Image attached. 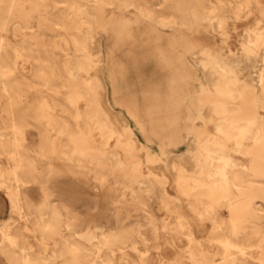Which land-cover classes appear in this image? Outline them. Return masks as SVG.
I'll use <instances>...</instances> for the list:
<instances>
[{"label":"rangeland","instance_id":"374dc122","mask_svg":"<svg viewBox=\"0 0 264 264\" xmlns=\"http://www.w3.org/2000/svg\"><path fill=\"white\" fill-rule=\"evenodd\" d=\"M109 1L0 0V264H264V0Z\"/></svg>","mask_w":264,"mask_h":264},{"label":"bare ground","instance_id":"6f19581e","mask_svg":"<svg viewBox=\"0 0 264 264\" xmlns=\"http://www.w3.org/2000/svg\"><path fill=\"white\" fill-rule=\"evenodd\" d=\"M104 2L105 3H110V1L109 0H104ZM104 3V4H105ZM209 4H210V2H208ZM172 4V3H171ZM135 6V9L136 10H138V11H141V5H138V4H135L134 5ZM111 15H116V16H118L117 18H115V19H111L112 17H111ZM173 16V15H172ZM170 17H171V15H170ZM170 17H167V18H165V20H168ZM116 19H118V20H123V21H125V22H134V24L135 25H137L136 26V30H133V29H131V28H129V29H131V30H129V31H127V32H125V36L123 35V33H124V29H123V32H122V27H116V25H115V20ZM107 22V24H110L111 22H113L114 23V25H113V27H111L110 29L112 30V34H109L110 36H111V38L112 39H114V40H119L120 38L119 37H126L127 35H129V36H131V38H129V39H127V38H123L124 40H121L122 41V43H120V44H118V48L117 47H115L114 46V49H115V52H108V59L111 61V70L114 68H116V70H117V66L118 65H120V64H118V59H120V56H119V52H120V50H121V48L124 46V45H129V46H132L135 42H136V40H137V33H140V34H144V33H148L149 34V36L151 37V38H153V39H167L168 38V36H171V37H173V38H175V39H177V41L178 40H180V41H182L184 38H185V36H178L177 35V31H178V24L175 22V21H173V23L175 24V26H176V31L174 32V33H169V32H165V31H159V30H157V29H155L153 26H151V25H149L148 23H146V22H144L141 18H139V17H137V15L136 14H134V13H128L123 7H122V5H118V10L114 13V14H105L104 16H103V18L101 19V23L102 22ZM112 23V24H113ZM117 23V22H116ZM162 23V22H161ZM62 24V23H61ZM103 24H105V23H103ZM121 24V23H120ZM119 24V25H120ZM102 25V24H101ZM127 25V24H126ZM135 25H133V27L135 26ZM166 26V25H165ZM101 27V26H100ZM99 27V28H100ZM110 27V26H109ZM101 29V28H100ZM109 29V30H110ZM219 29V28H218ZM127 30H128V27H127ZM215 30H217V28H215ZM184 31V30H183ZM178 32H180V31H178ZM111 33V32H110ZM181 33V32H180ZM184 34H185V31H184ZM189 34V33H188ZM188 34H187V36H188ZM123 35V36H122ZM182 35H183V33H182ZM125 39H127V41L125 40ZM202 40V39H201ZM210 39H209V37L208 38H206L205 39V41H209ZM120 41V40H119ZM120 41V42H121ZM124 41V42H123ZM186 41V40H185ZM184 41V42H185ZM189 41V40H188ZM187 41V42H188ZM186 42V44H188L189 42H191V41H189L188 43ZM180 43V42H179ZM183 43V42H182ZM191 44V43H190ZM155 45V44H154ZM179 45V44H178ZM201 45V44H200ZM184 46V45H183ZM188 46V45H187ZM192 46H194L193 45V42H192ZM191 46V47H192ZM161 47V46H160ZM185 47V46H184ZM169 48V47H168ZM185 48H187V47H185ZM193 48V47H192ZM195 48V47H194ZM155 49H156V47H155ZM160 49V48H159ZM170 50H168L165 54V57H166V59H168V61L169 62H175L176 63V66L177 67H182V68H184V67H186L188 64L186 63V61L187 60H185L184 59V57H183V54H184V52H183V54H180V53H177L176 51H174L171 47L169 48ZM183 50V49H182ZM259 50V49H258ZM162 51H163V49H162ZM185 51V50H184ZM192 51L191 50H189V54L191 53ZM160 53H163V52H160ZM185 54H186V51H185ZM187 56H189V55H187ZM176 59H178L180 62H176ZM187 59V58H186ZM228 59V58H227ZM227 59L226 58H222L221 60H218V61H216V65H215V68H216V70H217V72L219 73V74H223V72H222V68H221V66L219 65V62L220 61H222L224 64L225 63H227ZM217 60V59H216ZM257 62H253L252 63V65L254 66V68H261V70H263L264 71V68L259 64V61L258 60H256ZM235 63L236 62H233V69L236 67L235 66ZM229 64H231V63H229ZM224 66V65H223ZM249 68V67H248ZM108 69H109V67H108ZM118 69H119V67H118ZM110 70V69H109ZM224 70V69H223ZM251 70V69H250ZM251 72V71H250ZM252 74V73H251ZM228 75V74H227ZM231 76V75H230ZM246 78H248L247 76H245ZM237 78V77H236ZM119 79H118V77H117V74H115L114 72H113V74L110 76V83H109V86H110V88L114 91V93L116 94V95H118V100L120 99V98H122V96H123V94H124V92H123V89H122V86L119 84ZM232 81V80H231ZM254 82H255V80L254 79H250L247 83H250V84H253L254 85ZM262 83V82H261ZM242 84V83H241ZM207 88V87H206ZM247 88V87H246ZM251 88V87H250ZM260 88V87H259ZM206 90V89H205ZM251 91H252V89H251ZM218 92H222V89L221 90H218ZM247 93H248V91H247ZM235 95V94H234ZM248 95H249V93H248ZM251 96V95H250ZM249 96V97H250ZM254 96V95H253ZM252 96V97H253ZM238 97V95L236 96V98ZM255 97V96H254ZM216 108V107H215ZM236 108V107H235ZM130 110L133 112V114H134V116H138V118H140V117H142V118H144V126H146V127H149V128H152L155 132H160L161 134H162V137L164 138V139H167L168 138V136H169V130H168V128H166L164 125H162V124H160V123H158V121L154 118V117H152V116H150L148 113H146L145 112V110H143V108H141V107H138V106H136L135 105V103H131L130 104ZM233 110V109H232ZM218 111V110H217ZM229 111V110H228ZM231 111V110H230ZM229 111V112H230ZM235 111H237V110H235ZM239 111V110H238ZM91 113H93V112H91ZM233 113V112H232ZM118 118H119V120L121 121V123H122V126H124V128L127 130V128H126V125H125V122H124V120H123V118H122V115H121V113H119L118 112ZM224 121H226V120H224ZM247 124H249V123H247ZM222 125H224V124H222ZM222 125H219V127H218V129L219 130H222L223 128H222ZM242 125H244V124H242ZM241 125V126H242ZM245 126V125H244ZM243 126V127H244ZM229 128V127H228ZM248 128V127H247ZM226 129V128H225ZM250 129V128H249ZM226 131V130H225ZM235 132V131H234ZM228 133H229V131H228ZM238 133V132H237ZM231 134V133H230ZM239 134V133H238ZM237 134V135H238ZM125 135H129V134H125ZM108 138V137H107ZM133 139V138H132ZM131 140V139H130ZM130 140H128L129 141V143L131 144L132 142L130 141ZM133 141V140H132ZM222 141V140H221ZM220 142V141H219ZM218 142V143H219ZM223 145V144H222ZM162 146H165L166 147V144H162ZM161 146V147H162ZM191 149H190V153L191 154H184V153H182V154H180V156H176V157H174V160L176 161L177 160V158L178 157H181L183 160L184 159H186V158H189L191 161H193V162H195L196 160H198V159H200L201 158V155H202V153H201V146H200V143H199V140L197 139V133H196V131H195V129L193 128V138H192V143H191ZM224 146V145H223ZM165 147H163V148H165ZM161 150H162V148H161ZM163 150H165V149H163ZM156 156V155H155ZM162 156H164V155H162ZM158 157V156H157ZM159 157H161V156H159ZM165 157V156H164ZM164 157H161L162 159L164 158ZM222 157H224V155L222 156ZM216 158H218V157H216ZM225 158V157H224ZM158 159V158H157ZM219 159V158H218ZM199 161V160H198ZM217 165V164H216ZM221 165V164H220ZM218 166V165H217ZM225 166V165H224ZM223 166V167H224ZM221 167V166H220ZM217 168H219V167H217ZM225 168V167H224ZM183 171H184V169H182ZM185 179V178H184ZM223 180V179H222ZM53 190V189H52ZM53 191H55V190H53ZM81 203H83V202H81ZM85 204H87V203H85ZM85 204H83V206L85 205ZM81 207V206H80Z\"/></svg>","mask_w":264,"mask_h":264}]
</instances>
